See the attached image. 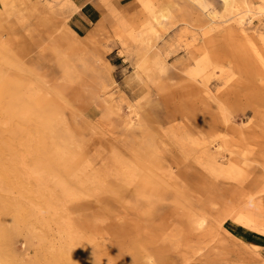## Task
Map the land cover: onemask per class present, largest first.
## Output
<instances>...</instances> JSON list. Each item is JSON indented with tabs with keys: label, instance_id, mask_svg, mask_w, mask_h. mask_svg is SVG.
<instances>
[{
	"label": "rangeland",
	"instance_id": "1",
	"mask_svg": "<svg viewBox=\"0 0 264 264\" xmlns=\"http://www.w3.org/2000/svg\"><path fill=\"white\" fill-rule=\"evenodd\" d=\"M78 1L0 0V264H264V0Z\"/></svg>",
	"mask_w": 264,
	"mask_h": 264
},
{
	"label": "crops",
	"instance_id": "2",
	"mask_svg": "<svg viewBox=\"0 0 264 264\" xmlns=\"http://www.w3.org/2000/svg\"><path fill=\"white\" fill-rule=\"evenodd\" d=\"M84 1L85 0H79L76 5H81ZM101 1L104 4H110V2L112 0H100V2ZM93 2L94 1L89 2V4L87 6L90 7L92 10H94L97 13V11L95 10V8L93 6ZM95 3H97V2H95ZM97 5H98V3H97ZM90 24H91V21H90L89 17L84 13V11L82 9L76 10L74 15L70 19V28L73 31H75L77 34H78V32H80V33L87 32L90 28ZM246 264H249V263H246Z\"/></svg>",
	"mask_w": 264,
	"mask_h": 264
},
{
	"label": "bare ground",
	"instance_id": "3",
	"mask_svg": "<svg viewBox=\"0 0 264 264\" xmlns=\"http://www.w3.org/2000/svg\"><path fill=\"white\" fill-rule=\"evenodd\" d=\"M23 1V0H22ZM26 1V0H25ZM190 1H192V2H197V0H190ZM232 2L231 0H224V10L225 11H231L230 13L233 15V16H235V17H237V16H239V13H237V5H234V3L232 2L231 4H228V2ZM23 3V2H22ZM168 5H169V3H168ZM174 6H177V5H174ZM176 8V7H175ZM257 11L258 12H261L262 11V7H258L257 8ZM21 13V12H20ZM243 14V13H242ZM10 16V15H9ZM165 16H163L162 15V17L161 18H164ZM240 20V19H239ZM239 23H242L241 21H239ZM236 24H238V23H236ZM68 32H69V34L71 35V39H67V41H65V43L67 42L70 46H72V47H74V48H76L77 46H78V39L77 38H80L79 36H77V34L74 32V31H72V30H70V29H68ZM59 33V32H58ZM65 37V36H64ZM63 37V38H64ZM67 37H68V35H67ZM66 43V44H67ZM251 123V122H250ZM26 154V153H25ZM103 154V153H102ZM24 158V157H23ZM148 160V159H147ZM118 162V161H117ZM118 167V166H117ZM126 169V168H125ZM118 171V170H117ZM44 172V171H43ZM41 174V173H40ZM32 175H34V174H32ZM38 175V174H37ZM35 176V175H34ZM47 176V175H46ZM37 177V176H36ZM111 177V176H110ZM41 179V178H40ZM61 179V178H60ZM47 180V179H46ZM34 181V180H33ZM113 181V180H112ZM35 182V181H34ZM39 182V181H38ZM110 183V182H109ZM124 184H125V182H124ZM43 185V184H42ZM63 185V184H62ZM39 190V189H38ZM67 197V196H66ZM82 207V206H81ZM80 208V207H79ZM141 219V218H140ZM108 220V219H107ZM93 232V231H92Z\"/></svg>",
	"mask_w": 264,
	"mask_h": 264
}]
</instances>
